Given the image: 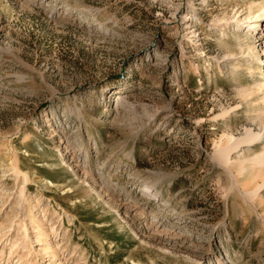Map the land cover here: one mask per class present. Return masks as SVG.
I'll use <instances>...</instances> for the list:
<instances>
[{"label": "rangeland", "instance_id": "1", "mask_svg": "<svg viewBox=\"0 0 264 264\" xmlns=\"http://www.w3.org/2000/svg\"><path fill=\"white\" fill-rule=\"evenodd\" d=\"M262 83L264 0H0V264H264Z\"/></svg>", "mask_w": 264, "mask_h": 264}, {"label": "bare ground", "instance_id": "2", "mask_svg": "<svg viewBox=\"0 0 264 264\" xmlns=\"http://www.w3.org/2000/svg\"><path fill=\"white\" fill-rule=\"evenodd\" d=\"M238 21H239V19H238ZM262 85H263V86H260V85L258 84L259 88L264 87V84H263V83H262ZM262 89H263V88H262ZM262 89H261V90H262ZM261 134H262V133H261ZM247 135H248L247 137H249V135H251L250 132H248ZM256 137H257V142H259V140L261 139L262 136L258 134V135H256ZM247 139L249 140L250 138H247ZM261 142H263V141H261ZM259 159L262 160V158H260V156H258L257 159H254L253 161L256 163V161H258ZM253 161H252V162H253ZM244 169H245V168H244ZM243 172H244V171H242V173H243ZM243 184H244V183H243ZM260 188H261V187H260ZM22 194H23V191L21 192V195H22ZM250 197H251V196H250ZM135 264H136V263H135Z\"/></svg>", "mask_w": 264, "mask_h": 264}]
</instances>
